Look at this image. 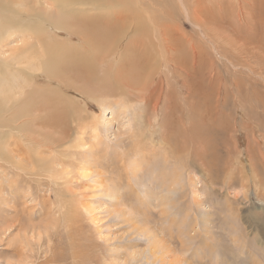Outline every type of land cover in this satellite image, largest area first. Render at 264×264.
<instances>
[{"label": "rangeland", "instance_id": "obj_1", "mask_svg": "<svg viewBox=\"0 0 264 264\" xmlns=\"http://www.w3.org/2000/svg\"><path fill=\"white\" fill-rule=\"evenodd\" d=\"M54 1L0 0L62 72L34 75L33 115L59 116L34 128L42 156L0 150V264H264V0H139L108 17L65 2L62 32L42 13ZM84 24L105 31L85 42Z\"/></svg>", "mask_w": 264, "mask_h": 264}, {"label": "bare ground", "instance_id": "obj_2", "mask_svg": "<svg viewBox=\"0 0 264 264\" xmlns=\"http://www.w3.org/2000/svg\"><path fill=\"white\" fill-rule=\"evenodd\" d=\"M63 1L62 0H58L56 2L54 1V3H55L54 8L49 7L51 9L50 11L45 10L42 12V13H44V15H46L44 19L49 20L48 24H49L50 28H48V29H50V30L52 29V30H55L56 32H58V31L62 32L65 30V28H67V30H69V31L72 30V29H70L72 27L68 28L70 25H67L64 22L65 20H63L65 18L62 17L66 14L61 11L62 10L61 8L62 7L67 8L69 6V5H66L65 2L70 3V5L72 4L74 6H80V5L82 6V3H83V4L87 5L86 8L88 10H90V11H95V10L102 11L105 15H107V17L109 15H111L112 12H115L116 9H121V11H123V12L126 11L128 13L130 10L135 9V8L137 10V8L140 7L138 5L139 0H120L118 3L115 0H63ZM115 3H117V5L113 8V5ZM3 7L0 8V17H2L5 20V21H3V19H0V111L2 113H6V114L10 115L11 117L9 120L3 119L2 121H0V128H2V127L6 128V131L4 132V134H6V135H4L3 137H0V147H1L0 150H1V157L4 158L3 160L6 159L7 162H10L13 165H18L16 163V161L12 160L11 158L12 157L13 158L19 157V159H20V156H21V155H19V154H21L20 149H24V151L27 150V148L33 149L35 152H33L31 150V152L33 153L32 158L38 157L40 149L44 150L40 146V143H38V140H39L38 137L42 136V134H40L39 129L38 130L34 129V128H37V126L39 125V121L41 122V124L43 126H45L48 122V123H50L51 127H54V126H56V121L59 117L58 113H57V116H54L52 114V107H49L47 110L44 109L43 107H41V112H43L44 114H45V112L48 113V115H46L47 118H44V115H41V116H43V118L40 117V115H39V118L37 115L36 116L33 115V113L36 110L38 112H40L39 111L40 109L35 107V105H34L35 101L32 103V100L34 98V94H36V97L34 99L38 100V102L39 101L43 102L42 98L41 99L38 98L39 94L40 93L42 94V92L34 89V87H33V82L35 79L34 75L45 72L53 79L59 78L62 80V72H60L58 70L59 69L58 66H49V63H47V53L50 50V47L48 46V43H47V40L49 39L48 36H47L48 39H45V35H39L38 36V35L33 34V29L27 28L29 26L28 24L25 25V28L23 26H21L20 23H17V18H16V20L14 19L15 21L13 23H7L8 21L6 20V18L8 17V12L10 13L11 9H9L7 6H3ZM12 7H14V6H12ZM30 11L31 10H29L27 12H30ZM33 12L34 11H31L30 14L32 15ZM12 14L19 18L22 13H19L18 10H15V11H13ZM24 14H26V13H24ZM115 14H116V12H115ZM117 16L118 15H116V17ZM126 17L127 16L125 14V17L123 16V18L122 17H120V18L126 20ZM135 19L136 18H134V20L133 19H131V20L133 22H135ZM23 24H25V23H23ZM13 26H15L16 28H12ZM79 28H82V29L79 31L77 30L78 32L75 30L77 32L76 34L81 35L82 38H84L85 42L92 41V37H91L92 35L91 34L98 33L102 30L105 31V29H101V27H99V28L94 27L91 24H84L82 27H79ZM91 31H94V32H91ZM39 34H45V33H39ZM154 36L156 37V35H154ZM104 38L106 41L107 37L105 36ZM141 38H143V37H141ZM131 40H133V39L131 38ZM54 41H56V40H54ZM149 43L151 44V42H149ZM92 45H94L93 42H92ZM155 45H157V44L155 43ZM151 46H153V44ZM132 48L134 49L135 47L132 46ZM55 49L57 50L56 56L58 58H60V55H61L60 53L62 51V44L59 46H55ZM131 50L132 49H130L129 51H131ZM52 51H53V49H52ZM144 53H145V51H144ZM157 53H158V51H157ZM56 60H57V58H56ZM3 67H4V71L7 74H11V75L13 74L12 78H9L5 75V73L3 72ZM70 68H72V67H70ZM129 70L131 72V71H133V68H131ZM125 71L126 70H121L120 74L124 73ZM135 77L136 76L134 73H132V74L126 73L127 82L129 84V87H131V88H132V84L135 83ZM117 78H116V80H117ZM118 80H119V78H118ZM136 82H137V80H136ZM68 84H69V82H68ZM126 87H127V85H126ZM51 92L53 93L52 96H54V99L56 100L57 103H60V101L62 102V99L58 95V92L56 90H51ZM118 92H121V91H118ZM41 97H42V95H41ZM19 102H23V104H25V105L23 106V110H20L19 112H17V109L13 110V107L15 108L16 104H18ZM44 102L42 104H44ZM30 103H31V105H30ZM52 105L54 106L55 104L53 103ZM56 107H57V105H56ZM9 111H12V114H9ZM25 113H27V114H25ZM118 115H120V117L122 119L128 118V120L126 122H129V123L131 121V120H129V116L131 118L137 117L135 115V113H133L131 111H127L125 109H121L120 113ZM22 116L26 117L27 121H26L25 125H30L31 130L24 129L23 127H19V128L15 127L13 120H17L19 117L21 118ZM117 117H119V116H117ZM42 119H44L45 121H43ZM132 121H134V120H132ZM129 127H130V134L129 135H131L130 137L138 138V136L140 134H137V133H139V132L138 131H137V133L133 132V131H131V129H132L131 125H129ZM26 130H28L29 133L37 134L36 137H34V139H36V141L31 139V137L29 136L30 135L29 133H27L29 135H26L24 133ZM95 131H96V129H94V132ZM4 138H5V140H4ZM20 140H22L21 143H20ZM56 143L59 144L60 141H57ZM35 147H38V148L35 149ZM8 150H10L9 151L10 154H9V152L6 153ZM51 150H53V149H51ZM28 153H27V156H29ZM39 155H41V154H39ZM21 159H22V157H21ZM28 159H30V158L28 157ZM57 159L58 158L55 157V160L53 158L52 161H50V160H44L42 158V160H43L42 164H45L47 166H50L51 164H53L58 168L59 166H61L59 164L61 161L59 159L58 160ZM47 166H45V167H47ZM22 168H23V166H22ZM53 168H51V169H53ZM7 254H9V253H7Z\"/></svg>", "mask_w": 264, "mask_h": 264}]
</instances>
